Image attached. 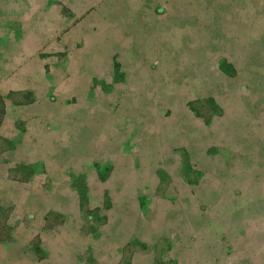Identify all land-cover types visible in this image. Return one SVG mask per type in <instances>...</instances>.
<instances>
[{
    "label": "rangeland",
    "instance_id": "obj_1",
    "mask_svg": "<svg viewBox=\"0 0 264 264\" xmlns=\"http://www.w3.org/2000/svg\"><path fill=\"white\" fill-rule=\"evenodd\" d=\"M0 264H264V0H0Z\"/></svg>",
    "mask_w": 264,
    "mask_h": 264
},
{
    "label": "bare ground",
    "instance_id": "obj_2",
    "mask_svg": "<svg viewBox=\"0 0 264 264\" xmlns=\"http://www.w3.org/2000/svg\"><path fill=\"white\" fill-rule=\"evenodd\" d=\"M118 11H119V10H118ZM114 12H115V11H114ZM111 13H112V11H111ZM115 13H116V12H115ZM115 13H114V14H115ZM117 13H118V12H117ZM112 15H113V14H112ZM112 19H113V18H112ZM75 72H76V71H75ZM239 107H240V106H239Z\"/></svg>",
    "mask_w": 264,
    "mask_h": 264
}]
</instances>
